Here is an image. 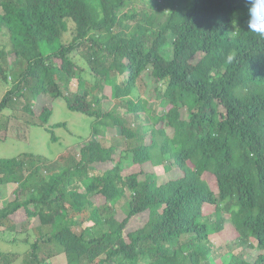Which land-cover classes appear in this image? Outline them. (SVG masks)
<instances>
[{"label":"trees","instance_id":"trees-1","mask_svg":"<svg viewBox=\"0 0 264 264\" xmlns=\"http://www.w3.org/2000/svg\"><path fill=\"white\" fill-rule=\"evenodd\" d=\"M247 8V0H0V84L9 86L0 114L23 101L54 142V128L65 127L50 123L55 99L92 119L91 136L56 161L0 158V192L15 185L1 231H15L21 210L37 220L19 264H46L41 244L66 264H209L212 237L229 230L227 245L243 250L213 264H264V37L247 29ZM128 114L145 122L134 126ZM109 131L122 149L100 140ZM142 213L144 224L126 231Z\"/></svg>","mask_w":264,"mask_h":264},{"label":"rangeland","instance_id":"rangeland-1","mask_svg":"<svg viewBox=\"0 0 264 264\" xmlns=\"http://www.w3.org/2000/svg\"><path fill=\"white\" fill-rule=\"evenodd\" d=\"M140 1L147 0H137V3ZM70 39V33L66 34L65 40ZM1 41L6 42V37H1ZM10 79V78H9ZM11 80V79H10ZM12 81V80H11ZM140 84V83H139ZM8 85L0 84V99L3 96L4 92L8 89ZM72 89H76V80H73L71 86ZM66 87L63 85V90ZM113 104V103H112ZM109 104V107L112 106ZM23 101H14L13 105L8 109H4L0 114V158L15 157L21 153H33L36 155H41L47 157L51 160L56 161L57 157L61 153L65 152H76L78 147L82 144L81 137L91 136V123L92 119L88 116L73 112L69 110L66 106V103L63 99L57 98L52 103L53 114L50 118V123H65V127H56L54 132L59 138L57 142H54L50 138V133H48L43 127L36 126L32 122V117H30L26 112L22 110ZM33 107L36 108L35 101H33ZM117 111L124 115L125 108L118 107ZM9 116V119H7ZM128 122L134 126H139L141 123L145 122V114L141 115L139 120H135L133 115H126ZM100 139V138H99ZM104 141L107 145L115 144L119 149L124 147L122 137L119 136V133L116 132H107L106 137L100 139ZM107 167V166H106ZM105 168V167H102ZM158 172H162V168L157 169ZM165 178L161 176V180ZM14 184H6L2 186L0 192V207L7 204V202L13 197V188ZM125 197L118 198L115 201V207L125 208L126 201L129 199V194L126 192ZM24 212L21 210L19 215L16 216V228L15 231H4L0 229V251L8 254L10 264H19L23 259L25 252L28 250V245L22 241L30 236V239L33 240L36 233L32 228V224L37 223L36 219L24 218ZM118 216H124L123 212L119 209ZM147 219V213H142L138 216H135L127 225L126 231L133 230L136 227H139L144 224ZM232 230L224 232L222 236L216 235L212 237L213 244V254L209 257V264L215 263V259L219 257H230L232 253H238L240 250H243L241 247L234 244V240L227 243L232 238ZM17 238V241H12V239ZM227 239V241H225ZM51 246L40 247V256L44 259H47L46 264H66L64 254L61 252H56L49 257V250ZM17 254V257L13 256ZM5 262L3 258H0V264ZM202 264H208L203 262Z\"/></svg>","mask_w":264,"mask_h":264},{"label":"clouds","instance_id":"clouds-1","mask_svg":"<svg viewBox=\"0 0 264 264\" xmlns=\"http://www.w3.org/2000/svg\"><path fill=\"white\" fill-rule=\"evenodd\" d=\"M247 29L260 37H264V0H247ZM228 62L233 56L227 57Z\"/></svg>","mask_w":264,"mask_h":264}]
</instances>
